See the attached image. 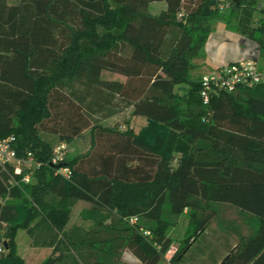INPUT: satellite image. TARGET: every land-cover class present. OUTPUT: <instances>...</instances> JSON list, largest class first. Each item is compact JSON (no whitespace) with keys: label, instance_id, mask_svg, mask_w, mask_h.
Returning a JSON list of instances; mask_svg holds the SVG:
<instances>
[{"label":"trees","instance_id":"1","mask_svg":"<svg viewBox=\"0 0 264 264\" xmlns=\"http://www.w3.org/2000/svg\"><path fill=\"white\" fill-rule=\"evenodd\" d=\"M155 2L166 10L152 14ZM255 3L232 0L228 27L264 57V12L256 18ZM221 12L216 0H0V138L16 136L20 156L32 152L44 163L21 188L10 184L13 173H0V198L11 199L0 203V264H25L18 229L53 248L40 264H122L125 250L161 264L175 243L159 223L166 212L176 219L172 228L190 211L197 237L215 217L200 210L210 204L260 222L219 264H264V85L206 106L200 82L190 79ZM128 109L147 119L139 133L98 127ZM93 129L92 149L67 158L73 180H63L41 133L70 143ZM78 201L91 205L92 230L39 244L29 222L42 216L37 229L57 226L54 216H68ZM19 217L26 218L17 225ZM190 245L164 264H182Z\"/></svg>","mask_w":264,"mask_h":264},{"label":"rangeland","instance_id":"2","mask_svg":"<svg viewBox=\"0 0 264 264\" xmlns=\"http://www.w3.org/2000/svg\"><path fill=\"white\" fill-rule=\"evenodd\" d=\"M231 1L232 0H229L228 7L219 14V17L212 25L211 32H213V30H217L219 27L229 28L228 8L230 7ZM255 7V16L256 18H259L264 12V0H256ZM164 8V3L157 2L155 4H151L149 11L154 14H159ZM251 45L257 46V44L253 41L245 42V44L240 47V51L248 56H251V54H253L254 52L259 64L261 66H264V57L261 56L260 50L259 52L257 50L255 51L254 47ZM257 47L259 48V46ZM262 55L264 56V52L262 53ZM207 70L208 69L205 65H199V67H195L190 72L191 81L199 82L204 76V74L207 73ZM104 75L107 78L113 79L122 80L124 78L121 75L107 72ZM178 94L180 95V98L183 99L182 106L186 108L190 107L191 104H189L187 100L189 89L184 88L178 91ZM142 121L143 120H140L139 118L134 119L130 116V114L126 113L108 121H105L98 127L100 129L120 130L121 127L125 126L126 131H131V125H134L135 128L132 131H134L135 133L137 131V133H139L145 126H147L146 123V125L142 127V125L144 124ZM94 131V129L88 131L81 141L71 144L72 151L70 154L71 156L69 155L71 160H74L75 158L83 156L85 155V153H88V151L85 152V150H82L80 148L81 146L84 147V145H86L87 147H91L94 138ZM157 141L160 144V139H157ZM145 191H148L146 187H143L139 190L141 197L145 194ZM28 206L30 205L28 204ZM90 208L91 207L88 208L87 205L78 201L74 204L68 216H64L63 214H56L54 216V219L59 222L57 226L54 225L53 227H51L49 223L45 221V228L41 227L37 229V222L43 219L42 216H37L34 220H31L28 226L34 230L35 234H37L39 244H48L50 242V237L54 234H57L56 243H60L62 240L65 239L64 235L71 233V231L75 228H80L84 231L92 230L93 223L85 218V212L88 211ZM200 210H203V213L214 212L215 217L206 229V231L197 237L194 236L195 228L189 225L188 215H190V211H185V213H183L179 217L178 223L172 228H170V225H174L176 219L170 216L167 212L164 215V220L167 222L159 221L162 226H166L165 230H168L167 234L175 241L174 246L166 256L165 262L161 264L170 261L178 252L179 248L183 247V245H185L186 243H190L191 245L188 252L185 254L186 258L182 264H219L227 256V254L233 248H235V246L239 243L242 237L247 238L255 234L260 226L258 218L229 205H203L200 206ZM22 213L24 216V214L28 213V209H23ZM23 220H20L19 217L16 220V224H20ZM157 223V221L154 222V225H157ZM29 236L30 233L28 229H18L15 238L18 253L25 261V264H40L49 257L50 253L48 249L38 247L35 248L30 246ZM51 249L53 254L54 250L53 248Z\"/></svg>","mask_w":264,"mask_h":264},{"label":"built area","instance_id":"3","mask_svg":"<svg viewBox=\"0 0 264 264\" xmlns=\"http://www.w3.org/2000/svg\"><path fill=\"white\" fill-rule=\"evenodd\" d=\"M216 2L221 11L229 5V0H216ZM199 82L201 84L200 96L203 103L208 106L212 100L222 94L234 93L239 88L252 89L264 85V67L256 58L244 59L216 67L206 73ZM16 143L17 139L14 135L0 138V173H13L10 184L21 188L32 182L33 174L44 163L38 161L32 152L20 156ZM68 151V143H59L53 149L51 164L55 167L56 175L70 182L73 180V169L66 162ZM130 221L134 224L137 218L134 217ZM145 234H150V232H145ZM3 251V245H0V253Z\"/></svg>","mask_w":264,"mask_h":264},{"label":"crops","instance_id":"4","mask_svg":"<svg viewBox=\"0 0 264 264\" xmlns=\"http://www.w3.org/2000/svg\"><path fill=\"white\" fill-rule=\"evenodd\" d=\"M157 3V2H155ZM154 3V4H155ZM165 4V8L162 10H166V3L165 2H160ZM153 4V3H152ZM161 11V12H162ZM160 12V13H161ZM159 13V14H160ZM154 14V13H152ZM158 15V14H154ZM245 42H252L251 40L245 38L244 36L240 35L235 29H230V28H225V27H219L217 30H213L211 34L209 35V38L207 40V43L205 46L202 48V51L200 52L199 56L193 60V63L199 67V65H205L207 70V73L215 69L216 67H219L221 65H225L228 63L236 62V61H241L244 59H249V58H256L254 52L251 54V56L245 55L240 51V47L245 44ZM254 47L255 51L257 50L259 52L260 48L257 46L251 45ZM206 74V73H205ZM204 74V75H205ZM125 80V77L122 79ZM130 114L131 117L139 118L140 120H143L142 122L144 123L142 127H144L147 123V119L142 116H134L132 113V109H128L119 115L115 116L118 117L123 114ZM113 117V118H115ZM111 118V119H113ZM110 120V119H108ZM107 120V121H108ZM134 125H131V129L134 130ZM120 131L124 132L126 131V127H121ZM87 134V132L84 133L82 137H79L72 142L68 143L69 145V153H68V159H70V154L72 151L71 144L75 142H79L82 140V138ZM137 134V131H136ZM42 138L51 144L53 147H56L60 143V139L57 135L54 134H49V133H41ZM93 147V144H91V147H87L84 145V147L81 146L80 149L86 151H90ZM86 154V153H85ZM70 155V156H69ZM11 199L9 198H0V203L4 202H10ZM81 203H84L85 205L91 207V205L87 202L80 201ZM29 244L32 247L37 248L33 244V238L29 236ZM38 248H45L48 249L49 251V256L52 254V249L49 247H38ZM122 264H143L132 252L129 250H125L122 256Z\"/></svg>","mask_w":264,"mask_h":264}]
</instances>
